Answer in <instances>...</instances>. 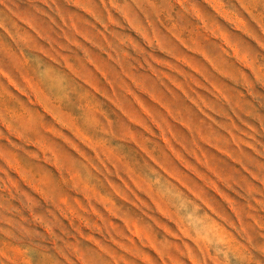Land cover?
I'll return each instance as SVG.
<instances>
[{
    "label": "rangeland",
    "instance_id": "1",
    "mask_svg": "<svg viewBox=\"0 0 264 264\" xmlns=\"http://www.w3.org/2000/svg\"><path fill=\"white\" fill-rule=\"evenodd\" d=\"M0 264H264V0H0Z\"/></svg>",
    "mask_w": 264,
    "mask_h": 264
}]
</instances>
